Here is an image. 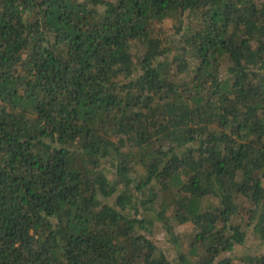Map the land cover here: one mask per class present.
Here are the masks:
<instances>
[{
	"label": "trees",
	"instance_id": "16d2710c",
	"mask_svg": "<svg viewBox=\"0 0 264 264\" xmlns=\"http://www.w3.org/2000/svg\"><path fill=\"white\" fill-rule=\"evenodd\" d=\"M158 224L264 264V0H0V264H173Z\"/></svg>",
	"mask_w": 264,
	"mask_h": 264
},
{
	"label": "rangeland",
	"instance_id": "374dc122",
	"mask_svg": "<svg viewBox=\"0 0 264 264\" xmlns=\"http://www.w3.org/2000/svg\"><path fill=\"white\" fill-rule=\"evenodd\" d=\"M188 230L189 228L187 227H179L177 229V233L185 234ZM150 238L153 239L155 243L164 250L173 264H178L177 249L175 246H173L171 237L163 230V228H161V225H157V227L154 229V233L152 234V236H150ZM244 255H264V244L256 235L252 233V231H250L245 246L237 247V249L231 256L234 257L235 262L239 263V258Z\"/></svg>",
	"mask_w": 264,
	"mask_h": 264
}]
</instances>
